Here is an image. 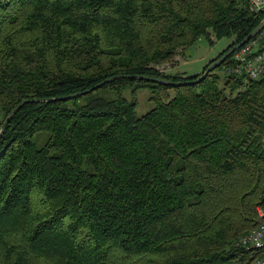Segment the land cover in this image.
<instances>
[{
	"label": "trees",
	"instance_id": "1",
	"mask_svg": "<svg viewBox=\"0 0 264 264\" xmlns=\"http://www.w3.org/2000/svg\"><path fill=\"white\" fill-rule=\"evenodd\" d=\"M263 18L245 0H0V126L41 99L0 135V264H248L264 79L229 55L186 82ZM201 37L233 40L201 72H160Z\"/></svg>",
	"mask_w": 264,
	"mask_h": 264
},
{
	"label": "built area",
	"instance_id": "2",
	"mask_svg": "<svg viewBox=\"0 0 264 264\" xmlns=\"http://www.w3.org/2000/svg\"><path fill=\"white\" fill-rule=\"evenodd\" d=\"M252 13L264 12V0H245ZM264 27L230 55L228 74L245 79H264ZM258 216L262 218L256 226L241 235L238 244L252 251L254 256L248 264H264V209L257 207Z\"/></svg>",
	"mask_w": 264,
	"mask_h": 264
},
{
	"label": "rangeland",
	"instance_id": "3",
	"mask_svg": "<svg viewBox=\"0 0 264 264\" xmlns=\"http://www.w3.org/2000/svg\"><path fill=\"white\" fill-rule=\"evenodd\" d=\"M232 40L233 37H224L213 43H209L201 37L189 49L181 51L178 53L179 55L176 54L172 61L160 65V72L165 74H180L182 76L198 73L203 70L205 64L227 48ZM260 45H264V42ZM124 94L127 97L130 96L128 90L124 91ZM135 95L136 115L141 116L153 106V103L149 100L150 92L146 88H141Z\"/></svg>",
	"mask_w": 264,
	"mask_h": 264
},
{
	"label": "water",
	"instance_id": "4",
	"mask_svg": "<svg viewBox=\"0 0 264 264\" xmlns=\"http://www.w3.org/2000/svg\"><path fill=\"white\" fill-rule=\"evenodd\" d=\"M243 1L244 0H238L239 2V8L242 9L243 8ZM264 27V18L258 23V25L249 33L247 34L244 38H242L239 42H237L236 44H234L233 46H231L227 51H225L221 56H219L217 59L213 60L212 62L209 63V65L203 70L202 74L193 80L187 81L186 83H196L198 81H201L202 79H204L206 77V75L212 71L216 66H218L219 64H221L233 51H235L239 46H241L242 44H244L246 41H248L251 37H253L257 32H259L262 28ZM122 75H117V76H112L109 78H106L105 80L99 82L98 84H96L95 86L91 87L90 89H86L84 91H80V92H76L64 97H60L58 99H67V98H72V97H76L77 95L83 94L88 92L91 89H94L96 87H99L100 85H102L105 82L111 81L116 77H121ZM133 78H145V79H149L152 80L154 82H160V83H165V84H169V85H174V84H182L183 82H172L163 78H158V77H148V76H140V75H135V76H131ZM48 100H54V98H50ZM41 101V99H24L21 102H19L14 108L13 110L10 112V114L6 117V119L3 121V123L0 126V135L4 129V126L6 125V123L9 121V119L11 118L12 114L24 103L27 102H39Z\"/></svg>",
	"mask_w": 264,
	"mask_h": 264
},
{
	"label": "crops",
	"instance_id": "5",
	"mask_svg": "<svg viewBox=\"0 0 264 264\" xmlns=\"http://www.w3.org/2000/svg\"><path fill=\"white\" fill-rule=\"evenodd\" d=\"M205 65H206V64H205ZM205 65H204V66H205ZM201 71H202V70H201ZM201 71H200V72H201Z\"/></svg>",
	"mask_w": 264,
	"mask_h": 264
}]
</instances>
